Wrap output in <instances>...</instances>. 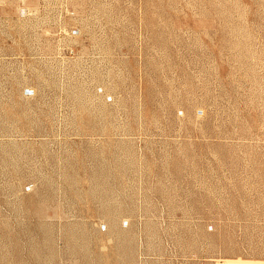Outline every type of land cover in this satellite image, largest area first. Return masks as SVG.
<instances>
[{"label":"rangeland","instance_id":"obj_1","mask_svg":"<svg viewBox=\"0 0 264 264\" xmlns=\"http://www.w3.org/2000/svg\"><path fill=\"white\" fill-rule=\"evenodd\" d=\"M0 264H264V0H0Z\"/></svg>","mask_w":264,"mask_h":264}]
</instances>
